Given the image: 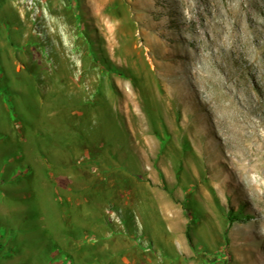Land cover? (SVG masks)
<instances>
[{
	"label": "rangeland",
	"instance_id": "rangeland-1",
	"mask_svg": "<svg viewBox=\"0 0 264 264\" xmlns=\"http://www.w3.org/2000/svg\"><path fill=\"white\" fill-rule=\"evenodd\" d=\"M248 119L264 0H0V264H264Z\"/></svg>",
	"mask_w": 264,
	"mask_h": 264
},
{
	"label": "bare ground",
	"instance_id": "bare-ground-1",
	"mask_svg": "<svg viewBox=\"0 0 264 264\" xmlns=\"http://www.w3.org/2000/svg\"><path fill=\"white\" fill-rule=\"evenodd\" d=\"M246 123H247L246 125H248L249 127H251V129H249V131L250 130L252 131V135H254V137H255L254 142L259 147L258 149L259 150L260 149H264V148H262L263 145H264V136L259 134V132H260L259 126L256 123H254L252 120H250V119H248ZM244 127H245V124H244ZM244 134H245V132H244Z\"/></svg>",
	"mask_w": 264,
	"mask_h": 264
},
{
	"label": "trees",
	"instance_id": "trees-1",
	"mask_svg": "<svg viewBox=\"0 0 264 264\" xmlns=\"http://www.w3.org/2000/svg\"><path fill=\"white\" fill-rule=\"evenodd\" d=\"M236 219H238V218L233 217L232 220H231V222H233V221L236 220ZM186 237H187L188 242L190 243V245H192V238H191V235H190V232H189L188 229L186 230Z\"/></svg>",
	"mask_w": 264,
	"mask_h": 264
}]
</instances>
